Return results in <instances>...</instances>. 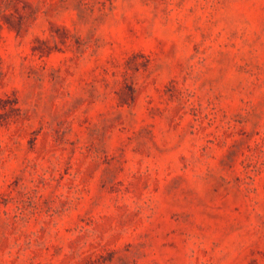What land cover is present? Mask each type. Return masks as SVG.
<instances>
[{"label": "rangeland", "instance_id": "1", "mask_svg": "<svg viewBox=\"0 0 264 264\" xmlns=\"http://www.w3.org/2000/svg\"><path fill=\"white\" fill-rule=\"evenodd\" d=\"M0 264H264V0H0Z\"/></svg>", "mask_w": 264, "mask_h": 264}]
</instances>
